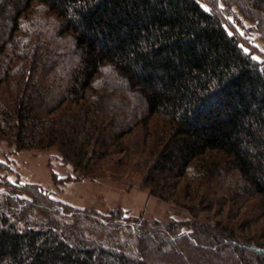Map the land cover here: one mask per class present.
Instances as JSON below:
<instances>
[{
	"label": "trees",
	"instance_id": "obj_1",
	"mask_svg": "<svg viewBox=\"0 0 264 264\" xmlns=\"http://www.w3.org/2000/svg\"><path fill=\"white\" fill-rule=\"evenodd\" d=\"M202 1L0 0V139L194 219L6 183L0 264H264V60L216 7L264 36V0Z\"/></svg>",
	"mask_w": 264,
	"mask_h": 264
},
{
	"label": "rangeland",
	"instance_id": "obj_2",
	"mask_svg": "<svg viewBox=\"0 0 264 264\" xmlns=\"http://www.w3.org/2000/svg\"><path fill=\"white\" fill-rule=\"evenodd\" d=\"M202 3L206 9L212 8L206 0ZM216 7L222 11L227 30L239 39L245 51L255 59L264 60V36L256 25L234 12L224 11L221 3ZM6 183L40 186L53 200L81 210L107 214L122 209L128 216L150 221L194 220L186 210L150 196L136 183L130 185L104 178L78 180L72 166L65 163L56 150L17 151L0 139V189L5 188Z\"/></svg>",
	"mask_w": 264,
	"mask_h": 264
}]
</instances>
